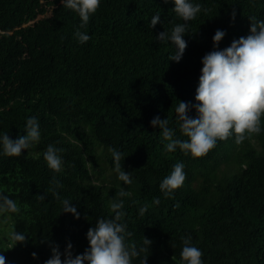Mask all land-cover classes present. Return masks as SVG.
<instances>
[{
	"label": "trees",
	"instance_id": "16d2710c",
	"mask_svg": "<svg viewBox=\"0 0 264 264\" xmlns=\"http://www.w3.org/2000/svg\"><path fill=\"white\" fill-rule=\"evenodd\" d=\"M193 2L201 12L187 22V48L177 63L169 61L174 45L156 39L184 23L171 2L101 0L80 28L78 14L61 0H0V134L26 136L32 116L41 132L20 156L0 149V193L20 209L0 216H12L14 232L27 235L16 244L3 234L5 264H45L53 246L64 253L69 242L73 256L83 254L89 229L114 217L110 204L120 200L121 222L132 233L127 243L139 249L144 237L152 241L133 264L144 257L147 264H181L182 237L202 251L203 264H264V115L259 134L246 133L240 144L235 135L217 140L201 157L167 152L162 130L150 123L168 119L174 139H187L175 109L180 101L196 103L215 32H226L224 49L250 34V18L264 20V0ZM156 14L161 23L152 29ZM77 30L90 40L80 44ZM49 145L62 150L59 172L43 159ZM112 148L122 153L130 184L118 179ZM181 162L186 179L166 197L159 185ZM65 199L79 219L63 212Z\"/></svg>",
	"mask_w": 264,
	"mask_h": 264
},
{
	"label": "clouds",
	"instance_id": "9594fccd",
	"mask_svg": "<svg viewBox=\"0 0 264 264\" xmlns=\"http://www.w3.org/2000/svg\"><path fill=\"white\" fill-rule=\"evenodd\" d=\"M171 2L175 14L184 21L176 24L171 32L164 31L156 37L160 42L170 41L175 51L169 56V61L179 63L187 42L184 36L188 23L194 20L201 12V5L193 0H165ZM64 8L75 11L80 17V28H85L100 6L101 0H61ZM235 13H233V20ZM250 34L233 40L227 48L220 49V42L226 36L223 30H217L213 36L214 50L205 54L202 58L201 75L196 89L195 104L180 101L176 107L177 120L180 132L187 137L185 140L174 139L175 131L168 126V119L159 116L151 120L154 128L162 130L167 152H174L179 148L186 155L201 157L215 147L217 140H225L235 135V142L242 143L247 134H259L262 129L259 126L261 116L264 115V20L250 18ZM161 23L159 14L153 15L150 20L151 28L154 29ZM75 38L80 44L87 43L90 35L85 31L77 30ZM195 109V117L189 115ZM27 135L20 136L17 140L10 139L7 133L0 134V149L9 157H16L30 149L41 138L40 124L37 117H28L25 128ZM62 151L54 145H49L43 153L49 169L59 172L63 165V159L59 155ZM115 162V171L118 179L130 184L129 172L122 169L120 161L122 153L115 148L110 149ZM186 179L184 164L177 163L171 173L160 183L161 192L167 197L174 190L181 187ZM57 187H62L56 182ZM129 193L121 191L120 197ZM43 199L44 197L41 196ZM157 204L159 200L155 201ZM63 212L71 213L76 219L80 218L77 208L72 202L65 199L62 201ZM115 213L110 219L100 218L95 227L89 229L86 234L89 247L83 254H72V244L69 242L64 253L59 246L52 247V256L45 264H133V258L140 253L148 251L152 241L143 238V246L137 249L127 243V238L132 235L127 231V225L121 222L124 213L119 211L123 207V201H113L110 204ZM20 209L17 203L9 196L0 193V214L17 213ZM143 209L141 210V213ZM27 235L23 232H13L10 239L18 243H24ZM183 247L180 252L181 264H203L202 251L194 246L191 237H182ZM35 257L36 254L33 253ZM62 256L64 257L62 259ZM0 264H5V258L0 254ZM141 264H147V257L141 260Z\"/></svg>",
	"mask_w": 264,
	"mask_h": 264
},
{
	"label": "rangeland",
	"instance_id": "374dc122",
	"mask_svg": "<svg viewBox=\"0 0 264 264\" xmlns=\"http://www.w3.org/2000/svg\"><path fill=\"white\" fill-rule=\"evenodd\" d=\"M13 217L8 216H0V238L4 237L3 234H12L15 229V221Z\"/></svg>",
	"mask_w": 264,
	"mask_h": 264
}]
</instances>
